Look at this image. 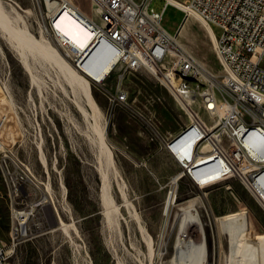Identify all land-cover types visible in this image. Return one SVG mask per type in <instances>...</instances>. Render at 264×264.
<instances>
[{
	"label": "rangeland",
	"instance_id": "1",
	"mask_svg": "<svg viewBox=\"0 0 264 264\" xmlns=\"http://www.w3.org/2000/svg\"><path fill=\"white\" fill-rule=\"evenodd\" d=\"M2 1L7 9L14 7L18 11L19 26L24 24L35 39L48 41L73 66L69 56L45 31L33 0ZM163 5V0L150 2L155 10H161ZM183 20L184 13L167 4L160 24L174 35L182 26H190L188 19ZM193 21L188 36L179 32L178 45L204 66L200 76L219 89L223 66L215 52V41L210 40L205 24L197 15ZM211 29L216 36L221 33L216 25H211ZM9 35L0 30V119L3 115L6 118L0 141L32 168L36 178L46 186L51 201H41L34 207L26 233L12 244L10 211L0 178V242L5 251L2 264L127 261L126 256L135 253L130 247L132 241L142 253H147L146 243L139 235L130 240L126 234L127 225L135 227L134 218L152 237V264H168L182 208L191 199L196 200L204 222L208 264H225L229 251L227 235L218 229L216 217L246 211L250 230L264 234V210L236 178L228 177L201 187L187 174L182 175L166 147L170 139L166 135L181 130L188 119L174 97L146 71L123 72V86L128 91L125 104L108 99L119 68L112 70L101 83L86 78L98 106L94 113L86 105L81 87L70 84L53 59L36 50L29 51L30 69H27L14 51L11 45L14 40ZM76 102L84 104L87 117L80 113ZM95 123L104 126L105 143L116 170L110 172L109 180L111 195L119 207L117 219L122 235L106 223L103 214ZM178 144L177 138L170 143L171 149L176 150ZM180 173L179 179L174 180ZM171 192L173 203L164 212L165 200ZM49 203L66 229L58 224L55 215L50 218L46 214L45 205L50 207ZM159 252H163L160 259ZM128 261L126 264H138Z\"/></svg>",
	"mask_w": 264,
	"mask_h": 264
},
{
	"label": "built area",
	"instance_id": "2",
	"mask_svg": "<svg viewBox=\"0 0 264 264\" xmlns=\"http://www.w3.org/2000/svg\"><path fill=\"white\" fill-rule=\"evenodd\" d=\"M163 1L162 9L155 10L150 7L151 0H33L45 31L78 70L83 71V64L94 51L99 61L112 62L107 76L119 68L114 90L108 95L112 103L125 104L128 100L123 86L125 71H146L174 97L188 122L167 141L166 147L182 175L187 174L201 185L195 172L204 160L209 171L215 169L226 178H236L264 210V182L259 180L264 176V165H258V158L264 157L263 145L261 151H254V144L264 138V0ZM167 4L181 10L184 18L188 10L192 11L211 31V25L221 29L219 36L212 31L215 52L223 66L219 89L208 82V89L197 98L194 107L186 102L191 89L183 88V81L198 80L205 68L178 45V30L171 35L161 26ZM62 13L90 32L91 38L84 48L77 49L56 27L55 21ZM111 16H118L119 31L116 37L107 38L109 30H105V23H111ZM2 118L0 130L6 119L4 115ZM177 138L178 148L173 151L169 143ZM0 178L14 244L26 233L34 207L41 201L48 202L49 193L32 168L1 141ZM20 212L28 216L22 219ZM4 253V244L0 242V264Z\"/></svg>",
	"mask_w": 264,
	"mask_h": 264
},
{
	"label": "bare ground",
	"instance_id": "3",
	"mask_svg": "<svg viewBox=\"0 0 264 264\" xmlns=\"http://www.w3.org/2000/svg\"><path fill=\"white\" fill-rule=\"evenodd\" d=\"M169 1L177 3L176 0ZM178 5L187 9V7L180 2H178ZM17 12L18 11H16L14 7L7 9L4 6L3 1L0 0V30L7 31V33L10 34L9 36L11 37V39L14 40V43H11V45L15 49L13 50L18 54L19 60L22 62V64L27 69H30V64L27 59V52L33 50H36L44 56L53 59L59 66V69L65 74L68 82L70 84H77L81 87L85 97L86 105H88L95 113L98 110V106L92 96L91 91L88 88L86 78H89L93 81H103V79L107 77V74L111 70L112 62L109 60H104L102 62L99 61L98 53L97 51H94L83 64V71L78 70L75 66H71L60 55V53H58L57 50L51 46L48 41H44V39H35L24 24L22 26H19L18 21H21V19L19 13ZM195 17V13L189 10L187 11L184 20L188 19V23H190V26H182L181 30H178L176 40L178 38L179 32L182 36H186L189 33L191 25H194L193 19ZM55 25L61 32L62 36L70 40L77 49L84 48L91 38L90 32L67 13L60 14V16H58L55 21ZM205 27L209 35L208 37H210V40L214 42L215 39L212 31L206 25ZM105 30H109L107 31V38H114L118 35V16H111V23H105ZM178 44L180 45L179 40ZM103 49L105 48L103 47ZM195 60L198 61L196 58ZM198 63L200 62L198 61ZM200 65L201 67L203 66L201 63ZM180 82L181 81L178 80V90ZM208 86V80L203 76H200L196 83L183 81V88L191 89V97L189 96L187 97V99L185 98L186 102L194 107V105H196L197 103V98L201 95V93H203V91L208 89ZM77 104L80 113L82 112L81 114L87 117L88 112L84 104L80 102ZM201 114L203 115L204 113ZM203 118L205 120V116ZM1 120H3V118H1ZM93 128L97 136L96 140L99 146L100 154L98 157L97 170L100 173L101 180L100 198L103 207V214L106 223L109 226L112 225L114 228H116L119 234L122 235L120 224L117 219L119 207L114 203L115 201L111 195L110 190L111 184L109 175L112 170H115L114 162L105 143L106 140L104 126L98 127L95 123ZM261 145H263L264 147V138H259V144H254V151H261ZM200 162L201 164L196 167L197 171L195 172V177L201 180L199 181V183H201V187L214 184L226 178L221 175L220 171H217L215 169H213V171H209L207 167H204V160H201ZM258 165H264V157L258 158ZM116 174L117 173H115V175ZM179 176H181V173L179 175L177 174L174 180H177ZM259 180L260 183H263L264 176ZM123 192L124 191H122L121 189V193L124 197H126L125 193ZM173 194L172 192L168 194L164 203V212L169 211L173 203ZM49 201H51L50 195L48 196V202ZM195 201L196 200L193 199L189 200L188 203L182 208L179 230L173 243L172 256L169 259L168 264H208V251L204 222L200 218ZM49 205L50 207H48V205H45L46 214H48L50 218L52 217V214L53 217L55 215L58 224L62 225V228L66 229L64 223L61 222L62 220H58L55 208L52 207L50 203ZM127 206H129V203H127ZM20 214L22 216V219H25L28 216L26 212H20ZM134 220L135 227L133 226L134 228H132V226L127 225L126 234L130 240H135V237L139 235L142 242L145 241L144 243H146L147 253H142L137 248V245L132 241L130 243V247L135 250V253H129L128 257L126 256V254L125 256L126 258H128L127 261L129 260L128 262L138 264H152L154 255L152 251V237L148 233L146 228L138 221V219L134 218ZM215 221L217 222L218 229L222 233L227 235L229 243V251L227 253L225 264H264V234L253 233L250 230L249 218L246 211H241V213L234 212L222 217H216ZM162 256L163 252H159L157 254L158 259H160ZM121 259H123V257ZM127 261L119 259L118 264H126Z\"/></svg>",
	"mask_w": 264,
	"mask_h": 264
},
{
	"label": "crops",
	"instance_id": "4",
	"mask_svg": "<svg viewBox=\"0 0 264 264\" xmlns=\"http://www.w3.org/2000/svg\"><path fill=\"white\" fill-rule=\"evenodd\" d=\"M179 131H180V129L178 131L168 132V135H166V136L169 138H172V137L176 136Z\"/></svg>",
	"mask_w": 264,
	"mask_h": 264
}]
</instances>
